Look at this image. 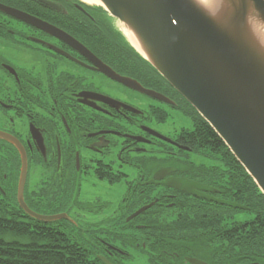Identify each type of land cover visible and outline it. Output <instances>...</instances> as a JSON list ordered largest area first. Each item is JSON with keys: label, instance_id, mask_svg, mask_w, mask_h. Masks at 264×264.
Listing matches in <instances>:
<instances>
[{"label": "flooded vegetation", "instance_id": "1", "mask_svg": "<svg viewBox=\"0 0 264 264\" xmlns=\"http://www.w3.org/2000/svg\"><path fill=\"white\" fill-rule=\"evenodd\" d=\"M47 1L62 9L38 0H0V5L46 22L78 43L0 10V132L10 136V142L0 138L1 225L7 230L11 225L24 227L25 246H30L34 234L48 229L47 222L19 206L24 157L25 205L39 216L66 215L68 220L53 223L57 239L78 247L85 243L84 253L92 264H126L134 259L137 264H246L238 251L246 236L238 233L197 236L214 241L206 245L209 249L199 243H176L182 238L176 234L143 232L148 225L225 223L223 206L213 200L222 199L220 190L208 179L210 173L190 159L201 149L184 150L181 144L189 132L167 128L173 116L187 115V109L131 47L115 20L79 0ZM95 58L173 104L110 79L97 70ZM159 171L163 176L154 179ZM176 179L214 191L195 188L189 194L168 185ZM145 206L150 207L134 216ZM208 210L221 216H209ZM85 213L91 217L85 218ZM126 225L134 228L119 230ZM167 237L172 245L165 242ZM249 263L264 264V259Z\"/></svg>", "mask_w": 264, "mask_h": 264}, {"label": "water", "instance_id": "2", "mask_svg": "<svg viewBox=\"0 0 264 264\" xmlns=\"http://www.w3.org/2000/svg\"><path fill=\"white\" fill-rule=\"evenodd\" d=\"M38 1L49 8L62 9L53 2ZM96 1L94 5L122 26L121 32L139 56L208 124L264 196V0ZM0 10L78 44L66 33L27 13L2 5ZM126 30L139 50L127 38ZM78 48L84 50L79 45ZM95 65L110 79L173 104L135 80L116 74L97 58ZM151 134L171 143L155 132ZM0 138L10 142V136L1 132ZM15 146L24 156L20 146ZM26 170L23 157L17 189L19 206L31 217L47 223L68 220L66 215L39 216L27 208L23 201ZM162 176L159 171L154 179ZM168 185L189 194L195 188L214 191L186 179H176ZM213 200L230 208L247 209L234 202Z\"/></svg>", "mask_w": 264, "mask_h": 264}, {"label": "trees", "instance_id": "3", "mask_svg": "<svg viewBox=\"0 0 264 264\" xmlns=\"http://www.w3.org/2000/svg\"><path fill=\"white\" fill-rule=\"evenodd\" d=\"M95 8L101 10L107 16V13L102 8ZM118 36L121 38L120 35ZM101 40L107 42L108 37L106 36ZM120 41L130 49L122 38ZM172 92L180 99L176 92L173 90ZM180 100L181 104L187 109V116L190 118L193 127L191 130H186L189 133L182 143L194 149H202L208 153L211 152L215 164L217 163L216 158L218 159L219 155L222 157L223 168L214 165L210 167L202 166L201 169L210 173L208 179L214 181L212 185L220 190L223 200L245 206L248 209L246 212L251 213L252 218L233 224L226 223L237 211L221 207L223 208L225 220L223 225L198 222L187 225L181 223L173 225L159 224L158 226H145L142 229L143 232L169 236L176 234L182 236V238H177L174 242L179 243L184 241L185 243L203 244L199 247L214 242L212 239L198 238L197 236L199 235L238 233L246 236L240 240L241 245L238 248L239 257L248 260L246 264H250L249 262L253 260L260 261L264 259V196L208 124L201 119L188 103L182 99ZM190 136L193 137V141L187 142ZM14 213L15 209L11 210L10 216ZM207 213L209 216H221L217 211L212 212L208 210ZM54 226L56 225L53 223L48 224V229L44 233L42 232L43 234H34L35 237H33L30 246H25L28 233L24 227L11 225V228L7 230V226H2L0 223V264H92L84 253L85 247L80 244L79 247L70 245L65 240L57 239L59 238V234L53 229L55 228ZM130 228L134 227L126 225L120 227L119 230L123 231ZM39 240L46 242H40ZM159 242L163 243L162 241ZM165 242L172 245L173 240L167 237ZM43 243L45 244L44 246H42ZM146 245L149 246L147 243ZM206 247L211 249L209 246ZM29 250L31 251L29 252Z\"/></svg>", "mask_w": 264, "mask_h": 264}, {"label": "rangeland", "instance_id": "4", "mask_svg": "<svg viewBox=\"0 0 264 264\" xmlns=\"http://www.w3.org/2000/svg\"><path fill=\"white\" fill-rule=\"evenodd\" d=\"M118 28H120V30H122V26L119 24L118 25ZM129 99H131L129 96H127ZM133 98H136L138 99L137 96H132ZM144 102L145 101H141L140 102V105H142V107H144ZM172 120L174 121L172 124L168 123L167 124V128L170 127V130H173L175 129V131H179V130H182V129H186V130H191L192 127V122L190 120V118L187 116V115H180L179 113L176 114L175 116L172 117ZM181 143V142H180ZM187 148V149H184ZM181 148H183L184 150H187L189 151L191 149L193 150H200V149H194L192 147H188L184 144H181ZM195 164L196 166H200V169H201V165L204 166V167H210V166H214V165H218L219 167H222L223 168V161H222V157L219 155V158L217 160V163L215 164L214 160H213V155L212 153H208V152H204L202 149L201 151H197V156H191L190 158ZM85 193L88 192V190L85 188ZM86 195V194H85ZM84 217L85 218H90V214L88 213H85L84 214ZM176 216L173 214L172 215V219L174 220ZM232 218L234 221H236L235 223L237 222H240V221H247V220H250L252 218V214L249 213V212H244V211H237L236 213H234L232 215ZM226 223H230V224H233V222H230L229 220L226 221ZM84 242V241H82ZM82 246L84 247H87V245L85 243H82ZM128 251V250H127ZM132 255H134L135 257H138L137 254L133 253L132 251L130 252ZM128 260V259H127ZM126 264H137L136 263V260L134 259V261H131V260H128L126 262Z\"/></svg>", "mask_w": 264, "mask_h": 264}, {"label": "bare ground", "instance_id": "5", "mask_svg": "<svg viewBox=\"0 0 264 264\" xmlns=\"http://www.w3.org/2000/svg\"><path fill=\"white\" fill-rule=\"evenodd\" d=\"M85 3H87L88 5H94V4H97V1L96 0H81ZM127 38L129 39V41L131 42V44L137 49L139 50V46L137 44V42L135 41V39L133 38V36L130 34V32H128L127 30L124 31Z\"/></svg>", "mask_w": 264, "mask_h": 264}]
</instances>
